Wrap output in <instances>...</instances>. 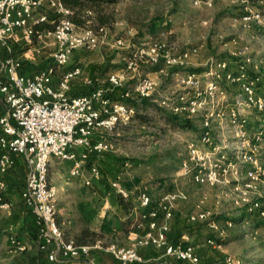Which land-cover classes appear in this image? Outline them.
Listing matches in <instances>:
<instances>
[{
  "label": "built area",
  "instance_id": "1",
  "mask_svg": "<svg viewBox=\"0 0 264 264\" xmlns=\"http://www.w3.org/2000/svg\"><path fill=\"white\" fill-rule=\"evenodd\" d=\"M42 3L43 0H0V46L11 52L12 42L23 44L27 50L45 38L53 39L54 44L49 56L55 65L39 69L32 75L24 73L22 59L11 55L0 59V100L6 109L0 116V176L15 168L16 156L24 160L27 178L22 199L38 219L40 249L49 251L48 259L53 263L82 259L85 264H99L93 251L102 249L120 264H145L147 260L140 248L153 247L164 250L170 259L199 264L200 258L193 246L171 244L168 239L175 203L186 198L182 189L177 187L156 202L147 192L136 196L135 230L138 233L131 238L130 246L110 244L105 247L101 240L93 245H78L64 237L58 223L59 190L50 180V166L53 160L70 161L71 176L82 177L85 186H92L101 172L97 166H92L88 175H84L89 154L113 149V143L103 137L97 138V133H111L118 125L133 121L136 108L125 100L151 98L166 112L192 122L201 120L198 138L185 144L187 158L180 175L201 186L233 181L246 191L254 190L264 178V73L261 72L264 57L241 58L237 70L227 69L229 62H218L215 72L211 69L201 75L180 74L177 85L194 89L192 96L182 94L175 99L168 98L148 76L138 79L121 99L110 97L104 89L71 96V81L82 73V67L65 68L77 50L97 46L107 29L80 30L70 20L71 12L61 0L49 2L53 19L47 13L35 16ZM41 23L54 24V29L37 31L35 26ZM115 44L122 46L124 40L118 38ZM191 51L195 52L196 48ZM128 58L129 67L134 69L141 59L152 65L171 60L163 41L140 47ZM58 73H61L60 80L55 85ZM108 80L112 88H118L125 82L126 74L113 73ZM223 80L238 86L239 94L229 97L222 86ZM219 95L226 100H218ZM221 129L233 134V141H229ZM121 193L126 198L132 197L126 191L121 190ZM9 207L10 203L0 195V209ZM248 210L264 218V202H254ZM190 220H208V213L198 210ZM226 222L229 226L233 223L232 220ZM207 243L222 246L211 238ZM11 244L19 250L26 248L15 239Z\"/></svg>",
  "mask_w": 264,
  "mask_h": 264
},
{
  "label": "rangeland",
  "instance_id": "2",
  "mask_svg": "<svg viewBox=\"0 0 264 264\" xmlns=\"http://www.w3.org/2000/svg\"><path fill=\"white\" fill-rule=\"evenodd\" d=\"M109 12L113 13L114 19L107 27L106 35L100 38L97 46L77 50L72 61L82 67L93 90L104 89L112 98L115 95L121 98L145 76L156 81L168 98L175 99L182 94L192 96L194 89L177 85L180 74L194 72L190 70H200L195 72L199 75L211 69L215 72L218 62H229L227 69L236 68L241 58L264 57V0H120L109 8ZM46 13L52 19L55 17L50 9ZM155 17L164 20L158 24L156 33L151 34L146 26ZM118 38L124 40V45L115 44ZM158 41L167 45L170 61L161 60L156 65L145 62L144 67L138 61L137 69L129 67V53L135 54L138 48ZM194 48L196 51H191ZM39 56L38 65L31 63V58L25 59L26 56L22 59L30 68L55 65L50 56ZM118 72H124L126 80L121 87L112 88L109 75ZM261 72L264 73V63ZM222 86L229 97L240 92L238 86L224 80ZM217 99L226 100L221 95ZM147 116L149 122L145 126L134 118L128 124L118 125L111 133H97V138L112 142L113 149L89 154L84 175H88L92 166H97L101 172V177L90 187L84 185L82 177L71 176L72 162L52 161L50 180L59 190L58 207L62 209L59 219L65 222L66 234H75L81 227L74 218L79 199L90 198L101 207L102 217L97 216L91 224L93 230L101 232L103 216H113L119 210L116 197L121 190L134 197L147 192L156 202L163 194L178 187L186 198L179 199L173 209L168 234L171 244L193 246L200 258L199 264H264V218L250 214L248 210L254 202H264V178L250 192L233 181L216 186L193 183L180 175V169L187 158L185 144L198 138L201 120L193 121L196 131L181 130L168 125L156 107L149 109ZM221 133L233 141V134L227 129H221ZM26 178L25 163H18V167L0 176V195L10 203L9 208L0 209V264H32L34 255L29 244L24 250L11 244L12 239L23 243L24 235L31 236L33 218L39 228L37 217L22 199ZM198 210L208 213V220L191 221L190 216ZM70 220L72 222L68 223ZM226 220H232V225L229 226ZM210 236L218 239L222 246L208 244L207 240L212 239ZM100 238L105 247L110 244L130 246L132 243L122 232L104 233ZM47 252L38 254L39 258L48 259ZM93 255L97 261L108 258L119 264L105 250L95 249ZM143 256L147 260L145 264H190L177 263L168 258L164 250L153 247L146 248ZM77 262L78 259L66 260L68 264Z\"/></svg>",
  "mask_w": 264,
  "mask_h": 264
},
{
  "label": "trees",
  "instance_id": "3",
  "mask_svg": "<svg viewBox=\"0 0 264 264\" xmlns=\"http://www.w3.org/2000/svg\"><path fill=\"white\" fill-rule=\"evenodd\" d=\"M63 5L70 10L71 14L69 15L70 20L76 25L78 28L83 29H91L95 32H98L100 29H107L108 26L112 25L114 15L109 12V8L113 5H116L120 0H61ZM164 19L160 17H155L151 20L150 24L146 27V30L154 34L157 31L158 24L162 22ZM37 31H45V30H53L54 24L51 23H41L35 26ZM143 33L140 32V36ZM11 52L10 55L17 58L22 49L17 47L15 44H11ZM132 53H129V56H132ZM140 61L141 67H144L145 60L141 59ZM149 63V62H147ZM151 64V63H150ZM46 68V67H41ZM153 69V68H152ZM151 71V70H148ZM195 72H199L200 70H190ZM115 99H121L120 97L114 96ZM128 103L132 104L136 108V113L134 118H138L142 125H147L149 122V118L147 116V112L151 108L156 107V111L162 115L165 122L170 125L172 128L181 129V130H197L196 125L188 119H185L181 116L174 115L172 113L166 112L164 109L160 108L156 103H154L151 98H134L125 100ZM116 201L118 203V212L113 216L110 214H106L103 218L101 225V232H97L92 229L91 224L95 220V218L100 214L99 206H96L94 202L88 201H78L77 209H78V223H80L81 227L79 231L75 234L69 236L66 234V231L63 228V222L58 219V223L62 226L64 237L66 239H72L78 245H93L98 240H101V235L104 233H118L122 232L124 234H128L130 231L136 229V213L135 207L136 203L132 198H126L122 195V193H118L116 197ZM31 236L33 239H37L39 236V228L37 227L35 220L31 221ZM212 237V236H210ZM212 239L219 242L218 239L212 237ZM102 241V240H101ZM49 253V251L47 252ZM42 259V258H41ZM174 260V259H172ZM177 263H182L183 261L175 260ZM40 264H51L47 258L43 259ZM120 264V262H119Z\"/></svg>",
  "mask_w": 264,
  "mask_h": 264
},
{
  "label": "crops",
  "instance_id": "4",
  "mask_svg": "<svg viewBox=\"0 0 264 264\" xmlns=\"http://www.w3.org/2000/svg\"><path fill=\"white\" fill-rule=\"evenodd\" d=\"M49 2H50V0H43L42 6L35 13V16H38L39 14H42V13H46V10L50 9ZM11 44H15V45H17V47L22 49L21 54L17 58L22 59L23 57L26 56L25 59L31 58V61H32L31 63L36 64V65H38L37 62H36L37 59H40L39 55L45 56L47 58L50 55V52L54 49L53 39H51V38H45L43 41H37L35 43L34 47L31 50H27V47L24 46L23 44H20V43H13L12 42ZM29 53H31V54H29ZM9 55H10V52L6 48L0 46V59H4V58H6ZM74 55H76V53ZM32 56H37V58L32 57ZM73 58H74V56H73ZM22 60L24 61V73L26 75H32L36 71L41 69V67H39V66L37 68H34V67L30 68L28 66V64L25 63V60L24 59H22ZM29 60H26V61H29ZM73 62L74 61L71 60V63L65 68V70H71L75 65H78V64L73 63ZM59 80H60V76L57 75L55 77V80H54L55 85L58 84ZM92 88H93V85L91 84L90 79L86 78V76L84 75V72L82 71V73L79 76L75 77L71 81L69 95H71V96L85 95V94L90 93L93 90ZM5 110H6L5 106H4L3 102L0 100V116L5 113ZM15 160H16V166L17 167H18V163H25L24 160L21 157H17L16 156ZM16 166H15V168H16ZM131 198L133 200L136 199V197H134V196H132ZM78 201L88 202V201H91V199L90 198H82V199H79ZM59 210L62 211V209H60V208H59ZM78 215L79 214H78V210H77V215L74 217L76 220L78 219ZM98 216L102 217V215H100V214ZM103 217H105V216H103ZM70 222H72V220L68 221V223H70ZM77 222H78V220H77ZM64 223L65 222H63V224ZM136 233H138V231L134 229V230L130 231L127 235L131 239L132 237H134L136 235ZM71 235H73V234H71ZM21 241H23V244H25V245L29 244V247L32 248V252H33V255H34L33 258H32L33 259L32 260V264H40V262L43 259H45L44 257L42 259H40L39 258L40 256H38V254H40V255L42 254L43 255V252H44V251H42V252L40 251L39 236L35 240V239L32 238V236H30L29 234H26V235L23 236V239ZM148 248H150V247H148ZM140 253L142 255L146 254V248H141L140 249ZM48 255H49V253H48ZM98 262H100L101 264H114V261L113 260H109L108 258L99 259ZM50 263L51 264H68V263H66V261H63V262H60V263H53V262H50ZM77 264H85V262L82 259H78Z\"/></svg>",
  "mask_w": 264,
  "mask_h": 264
}]
</instances>
